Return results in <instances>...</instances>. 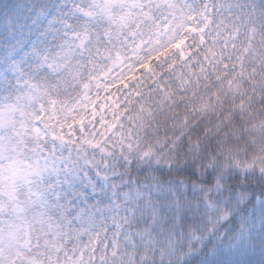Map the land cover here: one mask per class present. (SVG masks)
Here are the masks:
<instances>
[{
	"label": "snow or ice",
	"instance_id": "1",
	"mask_svg": "<svg viewBox=\"0 0 264 264\" xmlns=\"http://www.w3.org/2000/svg\"><path fill=\"white\" fill-rule=\"evenodd\" d=\"M31 7L30 29L39 30L0 62V112L31 101L30 127L46 139L27 144L24 157L52 160L54 174L23 213L26 237L12 238L16 218L0 204V264H223L197 245L233 221L249 195L244 185L256 171L264 179V161L221 159L191 133L159 136L201 86L231 85L238 68L248 82L264 77V0ZM57 127L68 130L64 140ZM16 131L0 132L9 155Z\"/></svg>",
	"mask_w": 264,
	"mask_h": 264
},
{
	"label": "trees",
	"instance_id": "2",
	"mask_svg": "<svg viewBox=\"0 0 264 264\" xmlns=\"http://www.w3.org/2000/svg\"><path fill=\"white\" fill-rule=\"evenodd\" d=\"M17 2L12 5L16 11L21 12L19 18L26 17L21 28L15 22L16 14H9L12 12L11 7H8L11 1L0 0V62L11 45L17 41L23 44L34 40L32 36L28 37L30 33L26 28L31 25V6L39 5L40 0ZM38 30L31 28L30 31L35 35ZM189 75L191 76V73ZM248 81L249 76L241 77L238 68L231 85L226 83L223 87L213 88L211 91L201 86L197 95L192 96L189 112H179L178 120H171L167 128L160 130V142L175 140L177 136H187L191 133L193 144L197 141L203 142L213 154L220 153L221 159L228 157L241 163L255 162L258 167L262 166L257 154L246 144L248 141L245 139H256L264 134V77L257 76L256 80ZM176 114L177 112L170 113V117ZM197 126L198 131L193 132ZM76 139L77 137H72L73 142ZM114 139L118 141L119 137ZM258 173L259 171H256L253 176L256 177ZM43 185L40 180H35L30 185V191L28 188L22 191L25 197L22 198L24 212L31 209L40 199L41 190L38 189L43 188ZM244 187L249 195L245 203L237 209L233 221L223 227L217 225L220 236H212L210 240L205 237L201 241V244L207 247L197 245L202 258L207 253V258L223 261V264H264V228L260 224L264 206L256 203V196L260 194L259 186L255 179H251ZM227 194L226 192L225 195ZM228 229L230 231L225 235Z\"/></svg>",
	"mask_w": 264,
	"mask_h": 264
},
{
	"label": "rangeland",
	"instance_id": "3",
	"mask_svg": "<svg viewBox=\"0 0 264 264\" xmlns=\"http://www.w3.org/2000/svg\"><path fill=\"white\" fill-rule=\"evenodd\" d=\"M9 8L12 10L11 15H15L17 21L16 24L19 28L23 25V20H26V17L23 16L22 19L19 18L20 11H16L13 2L22 3L25 0H10ZM27 31H30V26L26 28ZM30 36V35H29ZM28 36V37H29ZM34 39L35 35L32 36ZM31 101L25 100L24 103L19 108H12L0 112V132H3L12 126H16L17 131L14 134L13 139L16 143L10 150L6 147L4 143H0V159H4V166L0 167V204L4 207L11 209L12 214L15 219V231L12 234V238L15 239L20 233H24L25 237L27 235V225L24 223L22 216L24 213V206L22 198L24 194L22 191L24 189L31 190L30 185L35 180H40L43 184L45 179L50 175L54 174V162L50 159H41L37 158L35 155L32 156L31 162H29L24 157V148L30 142H34L37 138L40 142H43L46 137L43 133H38L32 131L30 127V108L29 104ZM53 123H48L49 135L47 139H53L50 129L52 128ZM68 130L65 129V135ZM31 133V134H29ZM263 134V133H262ZM65 135H62L60 128H56V137H59L61 140L65 139ZM258 138L245 139L248 141L246 144L252 149L254 153L257 154L258 159L264 161V134L259 135ZM178 138L175 137V139ZM32 155V154H30ZM39 188L38 190H41ZM25 199V197H24Z\"/></svg>",
	"mask_w": 264,
	"mask_h": 264
},
{
	"label": "clouds",
	"instance_id": "4",
	"mask_svg": "<svg viewBox=\"0 0 264 264\" xmlns=\"http://www.w3.org/2000/svg\"><path fill=\"white\" fill-rule=\"evenodd\" d=\"M253 179L256 180V182H261V183H264V179L261 178L260 174L258 173L256 177H254Z\"/></svg>",
	"mask_w": 264,
	"mask_h": 264
}]
</instances>
